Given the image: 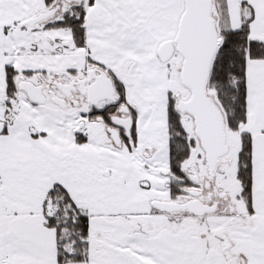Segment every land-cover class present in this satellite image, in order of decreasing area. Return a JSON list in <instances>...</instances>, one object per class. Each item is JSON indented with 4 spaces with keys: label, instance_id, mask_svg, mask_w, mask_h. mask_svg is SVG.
Wrapping results in <instances>:
<instances>
[{
    "label": "snow or ice",
    "instance_id": "6c2138e0",
    "mask_svg": "<svg viewBox=\"0 0 264 264\" xmlns=\"http://www.w3.org/2000/svg\"><path fill=\"white\" fill-rule=\"evenodd\" d=\"M0 264H264V0H0Z\"/></svg>",
    "mask_w": 264,
    "mask_h": 264
}]
</instances>
